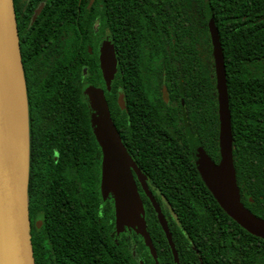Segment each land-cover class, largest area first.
Listing matches in <instances>:
<instances>
[{
	"label": "trees",
	"instance_id": "trees-1",
	"mask_svg": "<svg viewBox=\"0 0 264 264\" xmlns=\"http://www.w3.org/2000/svg\"><path fill=\"white\" fill-rule=\"evenodd\" d=\"M206 8L213 13L223 51L233 162L241 201L251 212L264 218V0H170V97L181 109L173 111L175 138L171 144L183 146L170 151V176L181 181L149 187L162 205L183 263V257H190V264H198L194 254L182 253L187 250L183 243L193 241L204 264H264V239L247 232L224 212L202 181L190 154V142L195 140L213 160L218 159L217 100ZM119 25L112 22L117 45L121 42ZM83 49L87 57H93V63H84L87 72H83L79 61L78 84L72 78L76 73L71 61L67 65L65 58L57 61L52 72L45 76L37 73V67L33 68L32 85H27L24 72L29 123L31 120L28 208L31 216L42 210L45 225L95 223L86 210L92 208L89 202L94 201V168L87 162L96 142L89 127L81 88L83 80H88L90 74L99 69L96 52L92 54L85 47ZM116 58L117 70L108 103L118 129L116 94L121 86L122 57L117 53ZM22 66L24 71L23 63ZM48 115H59L63 123L73 122L70 127L80 163L77 169L57 168V163L52 161L55 165H49L42 157V124L44 116ZM185 121L190 122L189 131L195 130V134L186 137L181 132L178 136ZM81 169L83 172L77 183L80 187L76 190L77 212L74 214L72 208L62 211L61 204L69 199L63 195L74 196L71 187L66 188L71 182L68 180ZM141 198L147 229L152 240L160 242L157 245L159 262L171 264L170 251L164 245L166 239L155 211L144 194ZM110 210L112 214V205ZM35 264L38 263L35 261Z\"/></svg>",
	"mask_w": 264,
	"mask_h": 264
},
{
	"label": "flooded vegetation",
	"instance_id": "flooded-vegetation-1",
	"mask_svg": "<svg viewBox=\"0 0 264 264\" xmlns=\"http://www.w3.org/2000/svg\"><path fill=\"white\" fill-rule=\"evenodd\" d=\"M12 4L20 52L24 49L21 60L27 85L33 84V68L37 67V73L45 76L52 72L57 61L64 58L67 65L71 61V67L76 73L72 78L78 84L79 63L82 64L83 72H87L84 63H93V57L84 54L85 47L89 53L96 52L99 72L91 73L88 80H83L82 86L90 84L102 88L110 115L108 99L111 86L107 89L104 85L98 62V45L105 37L113 39L115 53L122 57L121 86L116 94L117 98L118 92L121 93L122 104H118L116 129L125 149L141 171V178L132 171L140 198L144 194L148 199L141 188L142 182H145L157 200L150 185L181 181L170 176V151L183 148L171 144L175 138L173 111L181 109L180 106H175L176 102L171 101L170 97V0H12ZM114 21L120 24V45L115 43L112 28ZM79 46L82 47L80 51ZM178 81H181L180 77ZM178 99L183 106L182 98ZM44 119L42 157H45L49 165L57 163V168L71 166L77 169L80 163L73 144L76 139L70 127L73 122L63 123L59 115L44 116ZM29 124L31 125V120L29 123L28 118V186L31 174ZM189 127L190 122L185 121L178 136L181 132L186 137L190 133L195 134V130L189 131ZM93 149L94 147V153L87 163L94 168V201L89 202L92 208L87 209L86 214L92 215L95 223L45 225L43 211L38 210L31 216L28 208L34 264L35 261L38 264H160L158 256L156 260L153 258L143 237L133 227L123 226L119 231L116 230L112 196L108 194L103 198L99 187L101 150L97 143ZM87 163L82 161L83 165ZM82 170L75 171L76 176L68 180L71 182L66 188L70 186L74 196L70 193L63 195L69 199L61 204L60 210L72 208L70 210L74 214L77 212L76 190L80 187L77 183ZM27 198L29 199L28 187ZM158 203L163 211L162 205ZM147 231L150 235L148 229ZM150 238L157 255V245L160 242H154L151 235ZM164 245L170 251L171 264H177L166 240ZM183 245L187 246V250L182 251L183 255L194 254L198 264H204L193 241H187ZM175 248L179 264H190V257H183V263L176 245Z\"/></svg>",
	"mask_w": 264,
	"mask_h": 264
},
{
	"label": "water",
	"instance_id": "water-1",
	"mask_svg": "<svg viewBox=\"0 0 264 264\" xmlns=\"http://www.w3.org/2000/svg\"><path fill=\"white\" fill-rule=\"evenodd\" d=\"M205 16L217 100L218 159L214 161L195 140L190 142L191 157L202 181L224 212L247 232L264 239V218L251 212L241 201L233 162L223 51L210 9L206 8ZM8 28L11 30L17 96L6 63ZM98 62L104 85L109 89L117 70L111 37L100 41ZM81 96L87 107L89 127L101 150L99 187L103 198L108 194L112 196L116 230L123 226L133 227L143 237L156 260V251L146 228L143 203L132 175L134 171L141 178V171L121 141L102 88L85 84L81 88ZM116 101L122 104L120 92ZM28 176V103L20 45L12 0H0V264H34L28 213ZM141 188L155 211L173 260L179 264L167 219L145 182L141 183Z\"/></svg>",
	"mask_w": 264,
	"mask_h": 264
},
{
	"label": "bare ground",
	"instance_id": "bare-ground-1",
	"mask_svg": "<svg viewBox=\"0 0 264 264\" xmlns=\"http://www.w3.org/2000/svg\"><path fill=\"white\" fill-rule=\"evenodd\" d=\"M6 46V63L9 70V75L12 81V84L14 86L16 96H17V87H16V80H15V74L13 70V62H12V53H11V30L10 28L7 29V43ZM18 102H20V99L18 98Z\"/></svg>",
	"mask_w": 264,
	"mask_h": 264
}]
</instances>
